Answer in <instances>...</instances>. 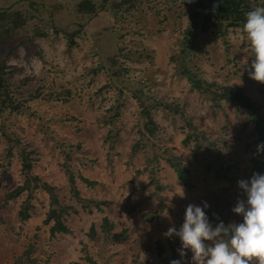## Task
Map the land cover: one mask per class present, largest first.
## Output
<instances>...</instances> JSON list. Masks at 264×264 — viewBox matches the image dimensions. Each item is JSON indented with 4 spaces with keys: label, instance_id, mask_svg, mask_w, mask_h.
Listing matches in <instances>:
<instances>
[{
    "label": "rangeland",
    "instance_id": "1",
    "mask_svg": "<svg viewBox=\"0 0 264 264\" xmlns=\"http://www.w3.org/2000/svg\"><path fill=\"white\" fill-rule=\"evenodd\" d=\"M92 1L93 16L78 12L80 0H0L25 18L23 27L0 29V264H169L179 240L163 234L182 223L188 204L206 202L226 224L238 222L237 181L264 173V149L256 152L264 83L242 65V22L211 19L212 10L204 32L202 20L191 28L189 5L199 0H107L102 9ZM243 3L247 11L264 6ZM184 64L206 83L242 91L256 116L231 102L214 107L192 89ZM23 150L65 208L69 233L50 235L52 224L43 223L50 196L41 184L6 200L24 183ZM172 156L191 188L166 162ZM76 193L106 203L98 211ZM24 200L29 217L20 219Z\"/></svg>",
    "mask_w": 264,
    "mask_h": 264
},
{
    "label": "clouds",
    "instance_id": "2",
    "mask_svg": "<svg viewBox=\"0 0 264 264\" xmlns=\"http://www.w3.org/2000/svg\"><path fill=\"white\" fill-rule=\"evenodd\" d=\"M240 33L242 65H246L250 79L264 83V6L244 14ZM262 149L264 142L256 145L257 154ZM237 187L242 198H237L231 212L240 217L238 223L218 221L213 225L206 215V202L185 207L182 223L169 227L163 234L179 240L176 250L179 258L169 264H183L188 254V264H264V173L238 180ZM178 195H183L182 190Z\"/></svg>",
    "mask_w": 264,
    "mask_h": 264
},
{
    "label": "trees",
    "instance_id": "3",
    "mask_svg": "<svg viewBox=\"0 0 264 264\" xmlns=\"http://www.w3.org/2000/svg\"><path fill=\"white\" fill-rule=\"evenodd\" d=\"M107 2V0H102L101 1V9L104 7L103 5ZM34 3H31V5ZM215 7L213 8V6ZM248 4L243 3V0H199L197 3L194 2L193 4L189 5L190 8V14H191V28H194L198 25L199 21L202 20V25L199 27L201 29V32L205 31V22H209L208 19L206 18V13L207 15L210 14L212 10L215 11L214 18L212 17L211 19L214 20H219L223 21L226 20L227 17H234L235 18V24L239 21L243 23L244 20V14L247 12V7ZM10 7H0V29H4L7 27L9 24L12 25L13 30L15 27L20 28L23 27L25 24V18L22 16L21 13H16L10 10ZM78 12H89L91 16L95 15L97 10L96 6L94 5L92 0H80L78 4ZM251 10V9H250ZM217 12V13H216ZM211 17V16H207ZM24 18V19H23ZM191 35H189V32H187V35L185 36L184 39V53L186 57V50L187 46L191 44ZM184 73L187 75L188 80L191 83L192 89L197 90L200 93H204L210 96V100L213 103L214 107H218V102L219 101H225V102H231L238 104L239 107H242L244 109H247L249 115L251 117L256 116V114L253 112L254 110V104L245 96L243 95L242 91L240 90H235L232 87H219L216 86L214 83H206L202 81V79L198 76H196L193 72V70L187 68L184 64ZM2 74V67L0 66V105L5 103L6 98H7V89L4 87L3 88V78L1 77ZM141 106V104H140ZM1 108V107H0ZM2 109V108H1ZM148 116L146 113L144 115ZM254 122H258L255 120V118L252 119ZM111 123V122H107ZM152 123V128L148 129L147 124ZM190 125V124H188ZM155 124H153L151 118L147 119V122L145 123V129L146 132L149 134L153 132L155 129ZM261 133V132H259ZM262 134V139L264 140V135ZM189 137H187L188 139ZM137 145L133 147L132 153L137 150ZM32 152H27L23 150L22 152L19 153V158H20V163H21V174L24 177V183L20 186H18L15 190L10 192L6 196V200H14L17 198L22 192H27L30 193L34 191L37 187L44 188L46 192H48L50 196V205L46 213V218L43 221L44 224H52L50 226V235H54L55 233H69L70 230L62 223L61 221V213L65 211V208L61 206L59 203V200L55 195L52 194L51 189L48 184L46 183H40V180L38 179L37 176L33 175L32 173V157L30 156ZM166 162L169 164L171 168H173L176 177L180 182L182 183L183 186L191 188V176L190 173L187 169H185L182 165V163L176 158V157H171L166 160ZM147 171V168L145 169ZM216 176L220 177V171L218 170L216 172ZM82 180H85L84 178H81ZM155 181V180H153ZM69 183L74 186V178L70 177ZM77 199L80 201H83L85 205H93V208L96 210L100 211L101 210V205L105 204V201H100L96 200L93 198H90L89 200H84L80 199L78 196V193L75 194ZM29 203L27 200H24L22 203V207L19 211V217L20 219H27L29 217V214H27V210L30 208ZM90 210V209H89ZM88 210V213L91 211ZM206 215L208 216L209 220L213 225L217 223L218 221H223L225 224L227 223L226 220L219 214L214 213L213 211L210 210H205ZM239 222V221H238ZM237 222V223H238ZM102 225H108V228H110L108 219L103 218L102 220ZM94 232V227L91 226L90 228V233ZM158 248H161L160 246H157Z\"/></svg>",
    "mask_w": 264,
    "mask_h": 264
}]
</instances>
